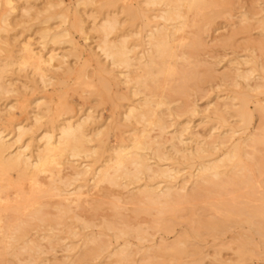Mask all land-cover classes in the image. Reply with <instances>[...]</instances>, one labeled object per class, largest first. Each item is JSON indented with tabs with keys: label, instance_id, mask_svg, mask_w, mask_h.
<instances>
[{
	"label": "bare ground",
	"instance_id": "6f19581e",
	"mask_svg": "<svg viewBox=\"0 0 264 264\" xmlns=\"http://www.w3.org/2000/svg\"><path fill=\"white\" fill-rule=\"evenodd\" d=\"M13 1L0 0V33ZM46 2L34 15L46 25L40 50L0 40V98L18 93L11 76L31 71L43 89L62 83L77 95L80 84L82 100L105 108L49 96L31 111L0 107L12 127H0V259L264 262V0ZM222 18L237 22L215 36ZM224 250L235 259L221 263Z\"/></svg>",
	"mask_w": 264,
	"mask_h": 264
},
{
	"label": "rangeland",
	"instance_id": "374dc122",
	"mask_svg": "<svg viewBox=\"0 0 264 264\" xmlns=\"http://www.w3.org/2000/svg\"><path fill=\"white\" fill-rule=\"evenodd\" d=\"M14 1H13V5H15V8L16 9L14 11H11L10 18H9L10 22L12 23V25L9 28V31L8 32L0 33V37H1L0 40H1V42L10 43V45H11L10 46V49H12L13 51H16V52L18 51L19 44H22V43H25V42H30L33 45V48L36 51H38V49L40 50L42 48L41 47L42 46L41 45V41L42 40L39 37V32L41 30V26L42 27H45L46 25L45 26L44 25H41L40 26V24L38 23V21H36L34 19V17H35L34 15L36 14V10L43 8V5H45L46 3H48V2H46L47 0H27V1H29L28 3L25 2L26 0H21L20 2H19V0H14ZM48 1H51V0H48ZM53 1H55V0H53ZM60 1L63 2V5H64L63 7H70L75 2V0H60ZM241 1H242L243 4L245 3V6H251L252 3L255 4L258 0H241ZM27 4H28V7H35V8H33L31 10L32 11L31 12V17H29V18L28 17H22L21 16L22 15V12H21L22 11V7H24V6L26 7ZM85 9L86 8H84V7L81 8L82 11H88L89 10V8H87L88 10L87 9L85 10ZM90 9H91V7H90ZM56 10L57 9H55V10L52 9L53 12L54 11L55 12H58ZM7 11H8V9L4 6V3H1L0 4V18L2 16V14L6 13ZM70 17H72V15ZM235 22H237L236 19L226 20V19H223L222 18V19L217 20V23L218 24H221V26H220L221 27V30H219L215 34V36H218L219 34H224V33L226 35L227 32H229L230 30L233 29V26L232 25ZM52 24H54V22ZM55 24H59V22H56ZM38 26H40V27H38ZM54 26H56V25H54ZM37 32H38V34H37ZM254 35L255 36H253V38L257 36L256 35V32H254ZM75 37H76V40L80 44H83V42L81 41L82 39H81V37H80L79 34H76ZM244 37L245 36H239L237 38L236 46H241V45H243L245 43ZM47 48L48 49H51L52 48V49H56V50L58 49L57 50V53H62V52L67 51L69 49V45H64V46L63 45H55V46L54 45H48ZM47 48L44 51L45 54L49 51ZM229 54H230V56L228 58H230L232 56L231 52H229ZM15 55H17V54H15ZM2 58H3L4 61L6 60L5 57H2ZM71 60L74 61L72 58H70L69 59V62H72ZM72 63H74V62H72ZM0 65H2V63H0ZM15 69H17V66L11 67L10 70H15ZM219 69H221V67ZM220 72H222V69H221ZM13 74H15V73H11V74L9 73V75H13ZM11 79L13 80L14 88L17 90L18 93L17 94L14 93V94H11V95L6 96L4 98H0V107L2 109H4V107L6 106V104L10 103L11 101L13 102V100H16V101H18L20 103L23 102V103L28 104L29 106L27 105L28 106V109L27 110H29L30 108H32V106H30V104H29V103H31V101H33L34 99H36L38 97H48V96H49V98L52 97L54 100H56V102H62V103H64L66 100H74L76 102V104L79 105V107L77 108L78 110L81 109V108H85L86 109V108H89V107H93L97 111V108L101 106L100 107V110H99V112H100V111H102L105 108L102 105L99 106V104H101L102 101H100V103H99L98 102L99 100L97 99L98 97L96 98L95 96H92L89 99L82 100V96L83 95L81 96L82 92H81L80 89H82V88L79 87V86H81L80 84L78 86H75V88L78 89V92H79V93L77 92V95H76V93L74 94L70 89H68L62 83L56 87V89H57L58 87H60L62 85V87H60L58 89V90H60V93L57 92V91H54V88H52V86L51 87H48L46 89H43L42 88V85L38 82V78L36 76H34L31 71H28V72H20L19 75L16 74L14 76H11ZM68 90H69V92H68ZM220 90H224V87L223 88H220L219 90L217 88H215L212 93H214V94L220 93L221 95H223V94L226 93V92H221ZM65 91H67V93L64 95L63 92H65ZM212 93L210 94V96H213L214 95ZM63 95L65 96V98H64ZM66 97H68V98L66 99ZM72 97H74V98H72ZM60 99H62V101H60ZM92 99L94 100V102H93ZM57 100H59V101H57ZM96 100H97V103H96ZM5 101H7V102H5ZM206 102H207V99H203L202 101L199 102V106L202 109H204L206 107V105H205ZM17 110L14 112V114L16 116V118H15L16 121H17V119L19 121L21 119H22L21 121L26 120V118L28 116L27 115H24V118H22V116L20 114V110L19 109H17ZM29 111H31V109ZM104 115H105V118L108 116V109H106L104 111ZM19 116H21V117H19ZM19 118H21V119H19ZM19 121H17V122H19ZM198 123L199 122L195 123V125H197ZM0 127H4L7 130V134L10 131H12V127L11 126H9L7 124H4L2 122L0 123ZM200 130H202V129L199 128V129H196L195 131H200ZM11 137H13V135H11ZM27 138L28 137L25 138L26 141H27ZM126 193H127L126 191H123V194H125L124 197H126V195H127ZM124 205L122 204V205H120V207L123 206L122 208H126L128 210L137 208V207L134 208V206H131V205L129 207L126 206V205L124 206ZM222 252L223 253L221 254V260H222L221 263H223L224 261H229L231 259L232 260L235 259V257L233 256V253L231 251H225L224 250ZM61 256H62L61 253H59L57 255V257H61ZM49 257H50V259L52 258V256H47L48 259H49ZM8 258H10V259H8ZM12 259L13 258H11V257L8 256L7 259L5 260V257H4V259L2 258L0 260L2 262L4 260L5 261L3 263H0V264H6V263L7 264H16V263L19 264L17 261L12 260ZM12 261H14V262H12ZM206 261L207 262H205L204 264H211L213 262L212 260H206ZM210 261H211V263H210ZM227 263H229V262H227ZM46 264H48V263H46ZM169 264H173V263L171 262ZM214 264H220V262L219 263L217 262V263H214ZM245 264H264V262H262V261H260V262L254 261L253 263H245Z\"/></svg>",
	"mask_w": 264,
	"mask_h": 264
}]
</instances>
